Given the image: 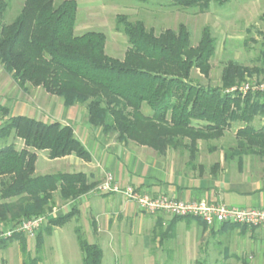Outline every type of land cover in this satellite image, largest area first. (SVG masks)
<instances>
[{
    "label": "trees",
    "instance_id": "16d2710c",
    "mask_svg": "<svg viewBox=\"0 0 264 264\" xmlns=\"http://www.w3.org/2000/svg\"><path fill=\"white\" fill-rule=\"evenodd\" d=\"M147 2V0H135ZM230 0H171L176 7L206 13L213 3ZM10 0H0V65L17 85L42 88L58 97L67 107L86 105L93 127L104 134H116L119 142H132L165 155L169 149L185 147L194 160L198 142L216 140L234 123H242L237 132L239 156L264 157V126L253 125L264 117V94L231 91L260 73L230 62L222 71L220 86H204L191 81L192 71L209 77L216 40L205 27L196 46L188 27L156 34L143 21H131L117 15L116 31L128 39L122 60L106 53L107 36L100 31L75 34L78 3L65 0H25L11 23H4ZM151 112L145 113L144 107ZM11 137L23 141L18 149ZM0 225L9 227L51 211L54 196L69 202L91 193L97 184L82 172L35 175L37 153L47 151L51 160L74 155L90 162V153L69 125L46 123L27 116H10L0 103ZM233 156V155H232ZM76 209L51 219L36 235V255L28 249L27 236L15 234L0 239V248L19 239L22 264H40L43 234L51 236L65 227ZM173 217L162 241L181 220ZM157 227L162 230V223ZM236 228L223 225L222 228ZM247 227L241 232L246 233ZM83 264H102L104 250L76 230Z\"/></svg>",
    "mask_w": 264,
    "mask_h": 264
},
{
    "label": "rangeland",
    "instance_id": "374dc122",
    "mask_svg": "<svg viewBox=\"0 0 264 264\" xmlns=\"http://www.w3.org/2000/svg\"><path fill=\"white\" fill-rule=\"evenodd\" d=\"M63 1L65 0H55L56 4ZM76 1L78 12L75 34L81 35L87 31L103 32L107 36L106 53L113 58L122 60L129 46L127 37L116 31L117 15H126L131 21H143L146 27L153 29L156 34L166 29L176 30L183 23L190 31L193 46H196L200 41L203 29L209 27L216 40L215 53L210 63L211 71L209 77L206 78L194 69L191 81L195 84L220 86L222 71L230 62L249 68H258L260 73L254 72L250 77L252 81L264 78V0H230L222 6L213 3L206 13H199L197 9L193 8L176 7L171 0H147V2L135 0ZM24 2L25 0H10V8L4 23L8 24L14 20L20 13ZM27 90L35 92L33 87H28ZM58 100L62 101L59 98ZM0 103L5 105L1 97ZM81 106L86 108V105ZM143 111L151 112L146 106ZM253 125L256 128L263 127L264 117H257ZM241 126H243L242 123H234L219 139L199 141L195 159L198 156L202 157L203 161L207 158L219 160L220 157L221 160L223 158L226 160L230 157V161L235 159L241 163L245 156L240 157L239 152L236 151V132ZM111 135H115L117 138L116 134ZM10 141L14 142L18 149L24 147L23 141L15 139V137H11ZM3 146L4 141H0V148ZM211 146L217 148V152L212 157L208 156V148ZM177 149L187 152L188 158L191 159L187 148ZM36 153L38 156L36 176L69 171L64 169L63 162L49 159L47 151H36ZM73 171L77 173L82 170L78 168ZM90 195L95 198L103 194H98L94 189ZM55 196L58 199L54 200L52 206L61 208L68 204V201L60 199L59 194ZM81 199L77 200L75 205L65 207L66 211H61L60 214H66L76 209L73 219L65 227L56 228L51 236L43 234L44 246L39 253L40 264H83L82 252L77 240V229L82 231L88 241L97 243L103 248L102 264H264V251L250 252L247 250L231 257L230 248L227 254L223 253L225 243L210 248L211 253L206 256L202 247L201 252L197 255L198 262H195L194 253H185L183 248L177 246L178 243L175 246L173 241H167L168 238L162 241L159 237L162 232L161 228L156 227L152 222V215L144 212H138L130 219L120 221L113 219L112 230L109 234L96 232L89 212L78 213L79 208L86 203L85 201L81 203ZM228 225H235L237 227L234 229L240 230L242 227H246L238 224ZM184 227L185 222H180L177 225V236ZM253 229L256 228H248L247 232L253 233ZM27 240L30 253L33 256L36 255V236L27 238ZM205 257L207 261H201ZM22 262L23 254L20 250L19 239L9 241L6 249L0 248V264H22Z\"/></svg>",
    "mask_w": 264,
    "mask_h": 264
},
{
    "label": "crops",
    "instance_id": "0c3cea01",
    "mask_svg": "<svg viewBox=\"0 0 264 264\" xmlns=\"http://www.w3.org/2000/svg\"><path fill=\"white\" fill-rule=\"evenodd\" d=\"M0 97L12 117L27 116L46 123L60 122L73 128L92 160L85 162L74 155L57 159L64 163V169L69 170L60 173H75L73 170L79 168L82 171L78 172L86 174L90 182L98 185L104 179L105 172H111L121 187L132 186L156 198L166 196L184 202L205 199L232 207L264 209V157L245 156L241 163L235 159L230 161V157L203 161L198 156L191 160L184 150L172 149L165 155H158L151 148L119 142L115 135L104 134L102 128L89 123L85 107H67L42 88L25 92L1 65ZM216 152L214 146L208 148V156L212 157ZM90 194L81 199V203H86L82 204L78 213L89 212L96 232L109 234L114 220L130 219L141 212L137 205L127 202L119 194H103L95 198ZM54 198L58 199L56 196ZM172 218L160 213L153 216L152 222L156 227L161 222L162 231H165ZM180 222H185V227L177 236L176 227ZM253 230V233H242L240 229L231 227L230 230L210 229L196 218L177 222L174 231L165 239L173 241L175 246L178 243L177 246L183 248L185 253H194L195 262H198L197 255L202 247L206 256L211 253L210 248L222 243H225L223 253L227 254L230 248L231 257L247 250L263 252L264 229ZM201 261L206 262V257Z\"/></svg>",
    "mask_w": 264,
    "mask_h": 264
},
{
    "label": "built area",
    "instance_id": "2783aa9c",
    "mask_svg": "<svg viewBox=\"0 0 264 264\" xmlns=\"http://www.w3.org/2000/svg\"><path fill=\"white\" fill-rule=\"evenodd\" d=\"M231 91L264 94V78L253 81L248 78L246 82L242 83L238 88H232ZM95 191L98 194H119L127 202L137 205L141 212L152 216L165 213L171 217H194L202 220L210 229H217L225 224H238L248 228L264 229V209L262 208L232 207L205 199L184 202L169 199L166 196L156 198L132 186L121 187L111 172H105L104 179L97 185ZM80 198L70 200L66 206L61 208L53 207L46 214L30 220H24L19 224L9 227L0 225V239L8 238L15 234H24L28 238H34L37 232L47 225L51 219L58 217L61 211H66L65 207L68 205H75V202Z\"/></svg>",
    "mask_w": 264,
    "mask_h": 264
}]
</instances>
